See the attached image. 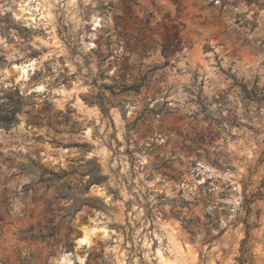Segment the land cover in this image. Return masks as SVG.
<instances>
[{
  "label": "rangeland",
  "instance_id": "rangeland-1",
  "mask_svg": "<svg viewBox=\"0 0 264 264\" xmlns=\"http://www.w3.org/2000/svg\"><path fill=\"white\" fill-rule=\"evenodd\" d=\"M248 230L264 264V0H0V264H239Z\"/></svg>",
  "mask_w": 264,
  "mask_h": 264
},
{
  "label": "bare ground",
  "instance_id": "bare-ground-1",
  "mask_svg": "<svg viewBox=\"0 0 264 264\" xmlns=\"http://www.w3.org/2000/svg\"><path fill=\"white\" fill-rule=\"evenodd\" d=\"M34 63L31 62L29 65H22V66H14L13 71H6V78H9L12 73H15L16 75V81L24 80L28 77V71L30 67H33ZM95 231V230H94ZM94 231L91 229L90 226L84 225L82 227V234L80 236V239L78 240V245H87L91 244L94 240L93 237ZM66 258V257H65ZM64 258V259H65ZM166 261V260H165ZM66 262V261H65ZM165 264H172L170 261H166Z\"/></svg>",
  "mask_w": 264,
  "mask_h": 264
},
{
  "label": "trees",
  "instance_id": "trees-1",
  "mask_svg": "<svg viewBox=\"0 0 264 264\" xmlns=\"http://www.w3.org/2000/svg\"><path fill=\"white\" fill-rule=\"evenodd\" d=\"M17 111L13 110L8 115L2 117V120L6 123L10 122L15 118ZM249 239V230L247 232V238L243 241L242 249H241V257L239 259V264H248L251 261V253L250 248L247 246Z\"/></svg>",
  "mask_w": 264,
  "mask_h": 264
}]
</instances>
